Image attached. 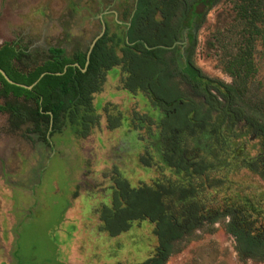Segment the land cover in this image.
Returning a JSON list of instances; mask_svg holds the SVG:
<instances>
[{"label": "rangeland", "instance_id": "rangeland-1", "mask_svg": "<svg viewBox=\"0 0 264 264\" xmlns=\"http://www.w3.org/2000/svg\"><path fill=\"white\" fill-rule=\"evenodd\" d=\"M121 2L124 0H0V48L27 46L34 64L46 60L50 47H62L69 55L78 48L86 51L100 31L101 16L113 31L117 29L115 20L122 19ZM237 11L234 0H221L212 8L198 30L192 57L203 74L227 85L233 84V76L225 67L240 38ZM116 32L122 36V31ZM252 59L255 70L245 95L237 102L246 110L264 96L261 39L254 44ZM24 66L19 67L23 72L29 68ZM120 78L109 75L104 92L96 96L102 121L85 139L77 138L69 127L52 138V146L32 142L21 136L25 128L12 132L7 114L0 112V264L141 263L157 246L153 223L135 221L118 236L102 229L100 211L113 203L114 177L120 173L134 187L162 182L169 177L167 154L171 147L177 149L178 156L180 151L188 158L189 151L195 153L191 162L221 160L213 144L218 141L213 130L206 129L192 142L183 143L179 136L183 133L158 137L135 128L132 110L139 114L148 106L141 96L122 90ZM110 104L121 121L107 122L104 111ZM141 117L154 126L153 119L145 114ZM257 151L254 147L250 152ZM182 167V171L188 169ZM229 176L238 184L232 193L250 195L249 186L264 187L261 179L248 171H232ZM227 222L225 217L198 226L174 243L176 252L167 264H264L241 258L235 238L226 231Z\"/></svg>", "mask_w": 264, "mask_h": 264}, {"label": "trees", "instance_id": "trees-1", "mask_svg": "<svg viewBox=\"0 0 264 264\" xmlns=\"http://www.w3.org/2000/svg\"><path fill=\"white\" fill-rule=\"evenodd\" d=\"M220 1L184 0L178 5L175 13L169 14L168 19L171 22L175 21L176 25H183L189 20L190 23H197L200 28L207 14ZM234 2L238 10L236 28L240 38L236 53H231L230 61L225 67L226 71L233 76V84L227 85L203 74L192 60L194 51L190 62L183 63L181 60V64L185 65L187 81L197 92L206 96L210 103L209 114L221 110L225 118L236 117L230 124V130H233L235 122L246 121L248 125L253 126L254 134L262 137L264 136V96L258 104L254 105L255 107L251 106L247 110L237 102L245 95L250 76L253 75L251 73L255 70L252 59L254 44L261 39L264 45V0H234ZM198 7L204 8V11L196 15L195 10ZM178 10L180 14L176 17ZM136 20V17L132 20L134 27ZM135 40L132 29L125 33L123 38L116 33L107 32L95 44L89 58H87V52L79 48L76 49L74 57H71L64 48L52 47L42 64L30 62L31 54L27 46L19 50L7 45L0 48V68L14 82L32 86L27 88L11 84L0 73L2 83L0 112L7 114L10 130L19 133L25 128L21 133L23 138L47 146H52V138L56 134L64 133L69 127L77 138L85 139L90 136L99 126L94 96L102 88L106 70L124 62L129 71L139 75L142 86H145L152 73L160 68L158 66L155 69L156 65L152 57L159 58L167 50L160 49L157 53V51L142 48V52L137 53L134 48H139L138 45H130ZM118 49L123 52V57L119 56ZM27 62L30 66L25 65ZM157 62L161 63L165 60L159 58ZM15 64H18V67ZM19 65L29 68L23 72ZM43 74L45 75L42 76ZM135 81L129 85L135 86L138 83L136 79ZM213 89L219 91L226 104L212 92ZM159 96L171 99L165 95L159 94ZM221 127L222 125L216 128V133L223 129ZM230 132L233 134L232 131ZM162 134L157 130L158 137ZM213 144L216 150H219L218 153H221L220 158L227 159L232 156L229 151L222 152L219 144L216 145L215 142ZM229 150L231 151V148ZM192 153L190 151L189 158L195 154ZM224 154L226 156H223ZM213 166L215 164L211 163L205 167ZM114 182L116 189L113 194V203L111 206L104 205L100 211L102 229L111 236H117L128 231L135 221L149 220L155 223L158 244L154 253L138 264H167L176 252L174 243L186 238L205 222L215 223L225 217L231 218L226 224V231L235 238L236 249L241 258L264 261V208L260 203L253 205V202H250L248 208L239 207L240 200L247 202L250 200L249 196L232 193L231 189L222 186L219 192L216 189V198L206 190L203 194L210 197L206 199L202 189H192L191 195H197V198L205 203L200 204L198 201L189 203L186 199L191 195L187 192L189 191L187 188H183L179 199L173 198L172 189L164 181L134 188L118 173L114 177ZM211 185L210 189H215L213 184ZM211 200L215 202L216 208H205L204 205L206 206ZM199 204L200 207H198ZM198 208L203 213L201 216L194 214V212L197 213ZM212 210H218V212L208 217Z\"/></svg>", "mask_w": 264, "mask_h": 264}, {"label": "flooded vegetation", "instance_id": "flooded-vegetation-1", "mask_svg": "<svg viewBox=\"0 0 264 264\" xmlns=\"http://www.w3.org/2000/svg\"><path fill=\"white\" fill-rule=\"evenodd\" d=\"M183 2L184 0H124V2H121L119 5V9L122 11V19L121 21L115 20V26L117 27L115 31L111 29L108 20L105 21L101 16L99 23L101 28L99 33L94 37L92 44L86 49L88 54L87 58H89V55L98 40H100L107 32H109V34H117L116 30H119V32L122 31L121 37L123 38L125 33L132 29L136 40L135 42L130 43V45H138L139 48H134V51L137 53H141L142 48H146L149 51L154 50L157 51V53L160 49H165L167 52L159 57L163 58L165 62L158 63L157 59L159 58L155 56L152 57V60H154L156 65L155 69H157L158 66H160V68L155 73H152L146 81L145 86H142V80L139 78V75L129 71L128 68L125 67V63L122 62L119 65L106 70L102 88L94 97L96 99V96H99L104 92L107 77L109 75H113L115 79L121 77V89L128 95L141 96L144 103L146 102L144 105L148 106V109L140 110L139 114H137L138 112L135 110H132V116L130 117L133 119L131 122L135 125V128L138 126L140 129L142 128L141 130H146L148 135L150 133L157 134V130L161 134L164 131H166L167 134L172 133L176 135L183 133V135H179L182 136L181 140L183 143H188L187 140L192 142L193 137L202 133L206 129L213 130L216 134V128L222 125L221 128L223 129L219 131V134L218 132L216 134L218 141H215V144L220 145L222 152L229 151V154L235 156V159H231L230 157L227 159L226 157H219V159H221L219 162L217 160H211V162L203 158L199 161L194 159L195 161L191 162L190 158L185 155L186 152L180 151L178 156L176 154V148L174 149L171 147L168 150L167 156L169 159H167V174L169 177L166 179L163 178V181L166 182L170 189H172L173 198L179 199L183 188L189 190L187 191L189 195H191L192 189H202V193L208 190L210 195L215 197L216 193H214V189H210L212 188L211 184H213L215 190L218 189V192L222 186L231 190L233 188L234 190H237L238 184L230 178L229 174H231L232 171L238 170L248 171L253 175L256 174V176H258L264 183V136H262V138L258 134H254L253 126L248 125L246 121L241 120L235 122L233 130H230V124L236 117L233 116V118H231V116H227L225 118V116H222L221 110L209 114L208 111L211 106L210 103H208L206 96L197 92L192 84L187 81L188 78L185 76L187 74L184 72L185 65L181 64V60L183 63L190 62L191 55L197 45L199 26L197 23H190L189 20L183 25H176L177 23L175 21L171 22L168 19L169 14L171 12L175 13L178 5ZM203 11L204 8L198 7V9L195 10V13L196 15H199ZM106 12L104 11L102 13ZM138 13H140V15H138ZM113 14L118 13L113 12ZM143 14L144 16H142ZM179 14L180 11L176 13V17ZM135 17L137 20L134 27L132 20ZM94 41L96 42L92 47ZM118 50L119 56L123 57V52L120 49ZM75 53L76 50L71 55L67 54L74 57ZM179 55L181 56L179 57ZM129 62L130 60L128 63ZM163 68L165 70H163ZM135 79L138 83L135 86H130L129 84L131 82H136ZM212 92L218 95L219 98L223 100L224 104H226V101L221 98L219 91L213 89ZM159 94L165 95L167 98L171 99L168 100L160 97ZM95 99L94 105L98 112V106H96ZM112 107L115 106L110 104L104 111V113H106L107 122L109 123L118 119L115 117L116 114L112 112ZM143 114L155 121L154 126L151 125L148 118L141 117ZM117 116H119V114ZM119 120H117V122ZM101 121L102 116L99 115V125ZM230 131H232L233 134H231ZM170 144H173V140ZM229 146L231 151L228 149ZM254 147L258 150L256 154L250 152ZM211 163L215 164V166L217 165L216 168H214L215 166L212 168L205 167ZM181 166H187L188 169L182 171ZM131 186L134 187L133 185ZM248 190L250 191V195L247 196L250 197V200L247 202L246 200H240L239 207L248 208L250 202H253V205H258L260 203L261 207L264 208L263 185L256 187L249 186ZM192 195L190 198L186 199V202L189 201V203H194L198 201L200 204L205 203L204 201L199 200L197 195ZM200 204L198 207H200ZM204 207L215 209L216 204L211 200L206 206L204 205ZM203 212L205 213V211ZM216 212H218V210L210 211L208 217H211L212 214L215 215ZM194 214L201 216L203 213L198 208L197 213L194 212ZM230 220L231 218L229 217L228 222ZM153 224L155 226V223Z\"/></svg>", "mask_w": 264, "mask_h": 264}, {"label": "water", "instance_id": "water-1", "mask_svg": "<svg viewBox=\"0 0 264 264\" xmlns=\"http://www.w3.org/2000/svg\"><path fill=\"white\" fill-rule=\"evenodd\" d=\"M95 42L96 41H94V43H93V45H92V47L94 46V44H95ZM0 73L5 77V79L9 82V83H11V84H16V85H18V86H21V87H27V88H32V86H26V85H24V84H20V83H17V82H14L7 74H6V72L2 69V68H0ZM59 74V73H58ZM45 74H43L42 76H44Z\"/></svg>", "mask_w": 264, "mask_h": 264}]
</instances>
